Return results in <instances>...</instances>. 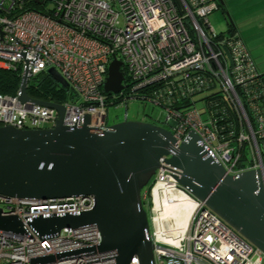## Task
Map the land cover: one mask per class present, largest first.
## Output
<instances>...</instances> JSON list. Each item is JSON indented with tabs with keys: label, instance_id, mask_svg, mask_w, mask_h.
<instances>
[{
	"label": "built area",
	"instance_id": "built-area-1",
	"mask_svg": "<svg viewBox=\"0 0 264 264\" xmlns=\"http://www.w3.org/2000/svg\"><path fill=\"white\" fill-rule=\"evenodd\" d=\"M217 10L218 0H0V68L20 69L21 76L27 69L28 80L56 69L73 93V99L55 103L64 108V126L80 127L87 115L88 127L100 134L108 126L109 106L146 102L166 113L173 150L192 131L229 175L259 169L264 178V79L240 36L210 26L208 16ZM114 60L121 63L123 88L107 94L104 84ZM214 89L236 110L242 127L237 146L220 135L212 110L196 108L194 98ZM246 111L254 114L251 122ZM57 117L53 108L20 102L18 91L0 94V127L48 129ZM245 142L252 163L241 167ZM167 158L159 160L142 192L154 264H264V253L177 184L173 176L179 171ZM158 185L160 204L153 195ZM165 198L191 205L184 227L165 214ZM93 206L92 196L43 202L0 196L3 214L16 216L25 229L22 235L0 231V264H31L63 253L73 254L50 264H114L115 251L76 253L101 244L95 226L42 238L27 225L40 216L80 214ZM129 264L139 261L134 257Z\"/></svg>",
	"mask_w": 264,
	"mask_h": 264
},
{
	"label": "water",
	"instance_id": "water-1",
	"mask_svg": "<svg viewBox=\"0 0 264 264\" xmlns=\"http://www.w3.org/2000/svg\"><path fill=\"white\" fill-rule=\"evenodd\" d=\"M120 67L116 60L110 63L105 93L122 90ZM46 72L61 87L70 89L56 69ZM27 82L26 69L19 101L53 108L58 117L48 129L0 127V196L30 202L94 198L89 211L40 216L28 222L42 238L57 235L64 228L92 225L101 234V244L76 253L115 251L114 264H129L134 257L139 264H154L142 191L150 185L159 160L169 156L166 163L179 171L173 176L177 184L264 253V178L259 169L229 175L192 131L173 150L176 140L171 131L152 123L124 118L97 134L88 127L86 115L80 127L64 126L63 106L31 98ZM0 231L25 233L23 223L16 216L4 215L1 208ZM72 254L37 258L31 264H50Z\"/></svg>",
	"mask_w": 264,
	"mask_h": 264
},
{
	"label": "rangeland",
	"instance_id": "rangeland-1",
	"mask_svg": "<svg viewBox=\"0 0 264 264\" xmlns=\"http://www.w3.org/2000/svg\"><path fill=\"white\" fill-rule=\"evenodd\" d=\"M222 1L224 8L208 16L210 26L216 33H225L230 20L245 41L255 63L257 65L264 63V0ZM120 21L122 22V19ZM216 91L217 89H214L196 96L194 98L196 108L202 109L203 99ZM125 114L128 121H150L169 129L164 110L140 101L129 102L121 107L109 106L106 119L108 126L123 121Z\"/></svg>",
	"mask_w": 264,
	"mask_h": 264
},
{
	"label": "trees",
	"instance_id": "trees-1",
	"mask_svg": "<svg viewBox=\"0 0 264 264\" xmlns=\"http://www.w3.org/2000/svg\"><path fill=\"white\" fill-rule=\"evenodd\" d=\"M223 5L219 3V9H223ZM228 30L225 34L229 36H237V30L234 25L228 24ZM264 79V77H260ZM21 84V70H4L0 68V94L1 95H16ZM27 94L36 100H41L51 103H62L67 100L73 99L72 91L66 90L57 84L47 72H42L35 77H31L27 82L26 88ZM204 106L212 110L216 123L218 125L219 133L226 141L230 142L231 145L237 146V137L242 131L239 119L237 117L236 110L227 97L213 93L210 97L204 101ZM248 119H253L254 114L246 111ZM154 124V123H152ZM264 146V143H261ZM250 146L247 142L242 144L241 147V167L252 163L251 160ZM152 182V181H151ZM144 191V190H143ZM142 191V192H143ZM146 210V203L143 202Z\"/></svg>",
	"mask_w": 264,
	"mask_h": 264
},
{
	"label": "bare ground",
	"instance_id": "bare-ground-1",
	"mask_svg": "<svg viewBox=\"0 0 264 264\" xmlns=\"http://www.w3.org/2000/svg\"><path fill=\"white\" fill-rule=\"evenodd\" d=\"M159 188H162L160 185H158L153 190V195L155 198V202H158L159 204L163 201L162 197L159 194ZM37 206H43V205H37ZM165 214L171 216L176 225L180 228L184 227L187 219L191 212V205L183 200H174V202H169L168 198H165Z\"/></svg>",
	"mask_w": 264,
	"mask_h": 264
},
{
	"label": "crops",
	"instance_id": "crops-1",
	"mask_svg": "<svg viewBox=\"0 0 264 264\" xmlns=\"http://www.w3.org/2000/svg\"><path fill=\"white\" fill-rule=\"evenodd\" d=\"M237 34H238V36H240V38L243 40V38H242L241 35L238 33V31H237ZM243 42H244V44H245V41H244V40H243ZM245 46H246V48H247V50H248V47H247L246 44H245ZM248 52H249V55H250L251 58H252V55H251V53H250L249 50H248ZM252 59H253V58H252ZM253 61H254V60H253ZM254 63H255V61H254ZM255 66H256V68H257L259 74H260L262 77H264V63H260L259 65H257V63H255Z\"/></svg>",
	"mask_w": 264,
	"mask_h": 264
},
{
	"label": "flooded vegetation",
	"instance_id": "flooded-vegetation-1",
	"mask_svg": "<svg viewBox=\"0 0 264 264\" xmlns=\"http://www.w3.org/2000/svg\"><path fill=\"white\" fill-rule=\"evenodd\" d=\"M145 122H147V123H153V122H150V121H145Z\"/></svg>",
	"mask_w": 264,
	"mask_h": 264
}]
</instances>
